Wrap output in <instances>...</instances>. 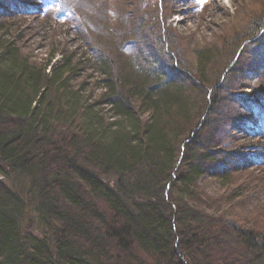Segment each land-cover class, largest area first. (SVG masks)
<instances>
[{"label":"trees","instance_id":"trees-1","mask_svg":"<svg viewBox=\"0 0 264 264\" xmlns=\"http://www.w3.org/2000/svg\"><path fill=\"white\" fill-rule=\"evenodd\" d=\"M1 3L0 264H264V203L247 206L264 201V176L241 158L255 145L246 107L264 102L234 93L262 91L250 74L260 58L264 76V17L252 21L250 59L226 78L231 55L212 80L210 48H196L191 75L156 48L167 15L151 22L161 35L148 27L117 63L101 41L120 39L117 28L90 18L76 25L81 51L51 43L38 56ZM66 4L82 15L79 0ZM213 107L229 120L205 122ZM234 133L247 137L236 144ZM204 178L217 183L203 189Z\"/></svg>","mask_w":264,"mask_h":264},{"label":"rangeland","instance_id":"rangeland-1","mask_svg":"<svg viewBox=\"0 0 264 264\" xmlns=\"http://www.w3.org/2000/svg\"><path fill=\"white\" fill-rule=\"evenodd\" d=\"M66 1L69 2L70 0ZM164 1L169 5L166 6L162 0H79L82 6V9H79L82 15L79 14L76 7L73 13L72 8L62 0H2L3 3L1 4L7 10H10V12L13 10L18 11L17 13L19 14L14 18L19 19L22 23L21 29L17 30L21 35L22 44L23 42L26 43V49L32 50L33 54H37L38 56L44 55V52L53 48L51 43H55L56 46L62 43L69 49L79 48L78 51H81V42L77 41V35L75 33L76 25L79 26L81 23L84 24L87 20L92 19L94 22L102 21L111 28H117L120 39H116V37L112 38V36L103 33L101 35V41L109 48L115 61L119 63L120 59L132 56L136 48L141 46L143 41L142 37L145 36L144 34H147L148 27H150L149 31L153 36L158 34L161 35L159 30H161L162 24L157 25L156 23H151L156 14L159 20H163L165 15L168 16L164 18L165 21L163 23L164 27L169 30H162L164 31V37L167 36L168 39L162 46L161 44H157L156 48H165L169 50L178 65L188 71L190 75L194 73V62L196 58L194 55L197 47L210 48L215 55L210 66L207 68L208 75L212 80H215L216 76H221L225 67L224 65L229 60V57L231 58V55L233 57L235 55L236 57L229 70L225 73L226 78H230L228 77L229 75L226 74L240 70V68L244 66H242V63L252 56L247 50L245 52V48H247V46L249 48L248 39L258 35H254L256 30L252 31V21L253 19L264 17V0H203V2H201V0ZM18 2H35V4L42 6V9L48 10L50 14L46 16H37L34 13L26 12L28 11L25 10L27 9V5L19 4ZM160 4L162 5V12L160 10ZM164 6L167 8L166 14L164 12ZM75 11H77L78 14H76ZM45 13L46 12H43V14ZM142 14L146 15L145 21L150 23L149 25L144 26V21H138ZM0 18H2V16ZM2 33L3 32L0 31V35L6 38V33ZM261 34L262 33H259V36H261ZM238 48L240 53L238 52L236 54L235 52ZM59 57L60 55L57 54L56 58ZM255 72L256 74L250 75H253V83H259L261 85V94L255 89L250 91L247 88L243 89L242 92L234 90V93L249 95L252 96L253 99L262 100L264 102V76H260V71L258 69H255ZM220 89L212 87L208 89L205 94L208 98L211 96H218V91ZM223 89L226 90L229 88ZM228 94L229 93H224L223 95L226 99L224 102L225 107L231 106L234 108V106L231 105L233 103L230 101L233 100V98L231 94L230 96ZM234 99H236V97ZM205 100L204 103L207 104ZM248 106H250V104ZM211 110L212 111H210V114L207 116L208 120L205 118V122L211 121L223 124L229 120L228 115H225L222 109L213 107ZM215 118H217L216 121H214ZM235 126L236 125H233L234 129L236 128ZM244 137L247 136L241 133L233 134V139H236L235 141L237 142L236 144L242 143V141L244 142V140H241V138ZM237 139L241 141L238 142ZM254 140L264 143L263 136L255 138ZM224 146L229 148L233 145L229 143V140H225ZM232 148H234V146ZM183 150L184 148L181 146L180 156ZM242 159H245L243 161L246 163H254L250 165L248 170L264 176V159L256 161V158H248V156ZM255 162L257 164H255ZM254 176L255 175L251 173L239 179L235 176L231 180L235 183L237 180L239 183H242L251 181ZM216 183L214 179L204 178L202 187L203 189H209ZM222 193L223 190H221L217 196ZM256 201H258V199H250L247 206L252 208L259 205L258 203L260 202L264 203V201ZM244 212H246V210H244Z\"/></svg>","mask_w":264,"mask_h":264},{"label":"snow or ice","instance_id":"snow-or-ice-1","mask_svg":"<svg viewBox=\"0 0 264 264\" xmlns=\"http://www.w3.org/2000/svg\"><path fill=\"white\" fill-rule=\"evenodd\" d=\"M201 2H203V0H201Z\"/></svg>","mask_w":264,"mask_h":264}]
</instances>
